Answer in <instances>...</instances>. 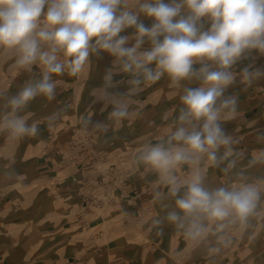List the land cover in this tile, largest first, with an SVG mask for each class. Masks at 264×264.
Instances as JSON below:
<instances>
[{"label": "crops", "instance_id": "1", "mask_svg": "<svg viewBox=\"0 0 264 264\" xmlns=\"http://www.w3.org/2000/svg\"><path fill=\"white\" fill-rule=\"evenodd\" d=\"M128 2L134 10L135 0ZM141 19L149 26L152 23L150 18ZM204 27H210V22ZM133 33L134 29H127L121 35ZM134 43L132 39L127 46ZM149 48L145 42L140 50ZM17 55L15 50L0 48V116L10 110L9 98L42 78L39 66L31 71L18 68ZM205 63L217 68L210 61ZM202 66L195 63L193 68L198 71ZM244 67L264 71V53L252 50L232 68L235 78L224 96L236 98V111L230 114L223 109L220 119L231 137L230 145L216 150L215 163L205 153L200 154L198 164L178 165L174 173L181 187L176 194L166 177L139 157L145 145L166 144L182 126L180 97L185 89L199 87V78L174 84L165 75L158 82H147L142 74L125 73L117 58L105 51L90 54L88 65L77 77L54 75L55 98L49 101L38 96L19 113L28 125H37L36 137H14L0 124V264H264V76L249 84L243 78ZM109 70L114 86L107 91L125 106L123 118L111 116L115 104L99 99ZM133 79L140 83H131ZM78 129L101 139L94 144L99 152L134 151L128 161L133 172L125 188L117 189L115 197L97 207H117L116 213L128 222L140 218L141 242L122 236L105 243L78 237L83 216L72 208L82 207L85 189L80 170L62 161ZM60 167L67 170L65 178L58 177ZM196 173L210 192L255 186L260 192L256 209L246 219L235 213L223 221L206 213L185 217L176 200L184 196L186 182ZM173 212L181 221L168 219ZM102 221L101 215L88 221L89 229L99 228L97 236L102 233ZM193 223L206 229L196 239L187 235Z\"/></svg>", "mask_w": 264, "mask_h": 264}, {"label": "clouds", "instance_id": "2", "mask_svg": "<svg viewBox=\"0 0 264 264\" xmlns=\"http://www.w3.org/2000/svg\"><path fill=\"white\" fill-rule=\"evenodd\" d=\"M132 7L128 0H0V48L16 51L14 63L20 69H43L40 80L26 84L8 99L10 110L0 116V124L14 137H36L37 125H28L19 113L38 96L53 100L56 84L52 77L66 73L79 76L90 54L100 51L116 57L125 73L142 74L147 82H158L165 75L174 84L197 77L201 85L185 89L180 97L184 105L179 117L182 126L166 144L145 145L139 157L166 177L176 194L181 187L174 173L178 165L198 164L200 154L205 153L215 163L216 150L231 143L220 123L221 111L228 109L234 114L237 101L224 93L234 81L233 66L252 50L264 53V0H135L134 10ZM142 16L151 19L150 26ZM206 21L210 22L207 29ZM127 29H134V33L121 35ZM132 39L135 43L128 47ZM145 42L150 48L141 51ZM195 63L203 66L197 71ZM153 64L155 67H150ZM241 71L249 84L264 76L259 68L250 71L244 67ZM112 75L109 70L99 99L115 104L111 116L123 118L127 115L125 106L107 91L114 86ZM131 83L139 84L140 80ZM202 181L199 173L194 174L186 182L184 196L176 200L185 217L206 213L223 221L235 213L246 219L257 207L260 192L253 185L210 192ZM168 219L177 222L182 218L173 212ZM205 231L193 223L187 235L196 239Z\"/></svg>", "mask_w": 264, "mask_h": 264}, {"label": "built area", "instance_id": "3", "mask_svg": "<svg viewBox=\"0 0 264 264\" xmlns=\"http://www.w3.org/2000/svg\"><path fill=\"white\" fill-rule=\"evenodd\" d=\"M94 138L91 131L78 129L73 133L65 155L62 154L64 164L74 165L80 170V180L85 189L81 211L88 205L98 206L108 201V194L121 189V183L126 185L127 177L133 172L126 161L118 165L109 163L104 167H96L101 155L91 150Z\"/></svg>", "mask_w": 264, "mask_h": 264}, {"label": "rangeland", "instance_id": "4", "mask_svg": "<svg viewBox=\"0 0 264 264\" xmlns=\"http://www.w3.org/2000/svg\"><path fill=\"white\" fill-rule=\"evenodd\" d=\"M93 142L94 143H93V146L91 148L92 152L100 153V155H101V157L98 159V162L95 164L96 167H104V166L108 165L109 163H115L118 165V164H120L121 161L128 162L131 159L133 152H134L132 149L126 150L125 152L116 151L115 149L110 150L111 152L108 150L105 152H99L98 148H96L94 146V144L101 143V139L97 138V136H96L93 139ZM127 164L129 165V162ZM59 172H61L58 176L60 179L66 177L67 170H65L64 167H60ZM121 185H122L121 188H125L124 187L125 184L121 183ZM114 192L112 191L111 193L108 194L109 199H110V197H112V198L115 197ZM64 207H67V205ZM69 210H70V208H69ZM72 210L74 211V213L80 212L83 216L84 227H83V229L79 227L80 230H83V231L78 235V237H83L87 241L91 240V238L93 237V238H95L97 243H105V241H100L101 237L103 235V229H102L101 235L97 236L99 228L96 227L95 229H89V227L87 225L88 221H90L91 219H94V218L97 219V217H99V215H100L99 211L100 210L105 211L104 212V218L110 220L108 226L110 228L111 234L114 235L111 239L122 236V237H126V239H128V240H134V241H138V242L142 241V237L141 238L139 237L138 239L132 238V235H134V232L131 229L130 230L126 229L125 231H120V229H119L120 227H132L133 223L139 221L140 218L138 220L133 218L129 222L125 221L123 219V215L119 214V211H118V213H116L117 207L115 208L114 206L107 205V204L103 205L101 208H99L95 205H88L85 210L81 211L80 207H77L74 205ZM74 215H76V214H74ZM139 229H141V227H139Z\"/></svg>", "mask_w": 264, "mask_h": 264}, {"label": "bare ground", "instance_id": "5", "mask_svg": "<svg viewBox=\"0 0 264 264\" xmlns=\"http://www.w3.org/2000/svg\"><path fill=\"white\" fill-rule=\"evenodd\" d=\"M58 179V177H57ZM104 212L103 210H100L99 213L101 215V218L103 219L102 223H101V228L103 229V235L101 237V240L100 241H105L107 242L109 239H111L114 235L111 234V231H110V228H109V221L108 219H105L104 218ZM148 218V217H147ZM146 221V220H145ZM141 220L133 223V226L132 227H120V231H125L126 229L128 230H132L134 232V235L137 237V239L140 237H142V231L141 229H139V225L141 224ZM33 225V224H32ZM31 225V226H32ZM129 226V225H128Z\"/></svg>", "mask_w": 264, "mask_h": 264}]
</instances>
